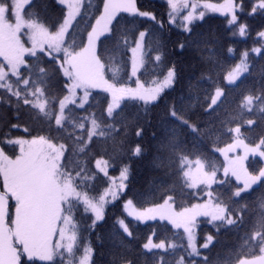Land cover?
I'll return each instance as SVG.
<instances>
[{
	"label": "snow or ice",
	"instance_id": "obj_1",
	"mask_svg": "<svg viewBox=\"0 0 264 264\" xmlns=\"http://www.w3.org/2000/svg\"><path fill=\"white\" fill-rule=\"evenodd\" d=\"M14 3L26 16L17 46L0 51V153L48 161L53 226L40 264H96L98 226L116 207L109 264H166L178 248L168 264H264V0H165L158 27L177 31L171 47L126 24L123 14L156 22L139 0H0L9 15ZM210 13L219 23L207 31ZM142 162L155 173L148 196L133 192ZM16 203L8 198V221ZM221 229L239 241L210 259Z\"/></svg>",
	"mask_w": 264,
	"mask_h": 264
},
{
	"label": "rangeland",
	"instance_id": "obj_2",
	"mask_svg": "<svg viewBox=\"0 0 264 264\" xmlns=\"http://www.w3.org/2000/svg\"><path fill=\"white\" fill-rule=\"evenodd\" d=\"M23 9L14 3L9 15L0 5V51L17 46L15 35L22 26ZM0 177L4 180L0 190V264H18L20 254L41 261L46 255L44 241L51 238L53 226L48 161L40 156L0 153ZM9 197L17 202L11 224L7 220Z\"/></svg>",
	"mask_w": 264,
	"mask_h": 264
},
{
	"label": "trees",
	"instance_id": "obj_3",
	"mask_svg": "<svg viewBox=\"0 0 264 264\" xmlns=\"http://www.w3.org/2000/svg\"><path fill=\"white\" fill-rule=\"evenodd\" d=\"M87 2L90 5H96L98 3V0H87ZM140 2V8L142 11H146V12H155V21L153 22V20L149 17H139V15H134L132 17H128V14H123L125 17H127L126 19V24L129 27H132L133 25L135 27H147L149 29L150 32V41L152 42L153 46L155 47V41L156 39L159 37L161 39H163L168 47L172 46V43L179 39V35L177 33V31L174 29L173 31V35L171 37L167 36V34L161 35L163 30L160 29L158 27V22L163 19L164 17V11H165V0H139ZM210 2H214V3H218L220 2V0H210ZM23 13L24 16H26V10L23 9ZM213 19H209L208 23L204 26L205 29L207 31H211V28L219 23V15L218 13H210L209 14ZM245 45L243 43L239 44L238 47L239 48H243ZM226 58H227V54H225ZM112 70L115 71L117 73V75H120V64H114L112 66ZM152 72V68L149 67V69L147 70V73L145 74V76L143 77L144 79H150V74ZM7 99V94L3 92L2 89H0V124L3 125V127H6V117L4 115L5 111H6V107L7 105L4 103V101ZM238 99V97H237ZM164 106V102H162L161 107ZM229 110L233 113V114H238L239 113V109L236 108V101L233 100L230 104H229ZM135 109L134 108H130L128 109L127 114L129 115V117H134L135 115ZM7 112L10 114L11 110L8 109ZM159 112V109L156 110V112L154 113V116ZM2 130V129H0ZM221 147L223 146V144L220 145ZM9 157H13L12 155H8ZM193 159H195V157H193ZM209 159L216 164L217 166L223 161V157L220 156L219 154L216 155H210ZM155 175V173L152 172V170L150 169V167L148 166V164L146 162H142L140 163L137 168H136V176H135V187L133 189V192H142L144 193V196H148L150 195V193L148 192V184L149 181L152 179V177ZM97 187H100L103 183V181H96L94 182ZM3 189V188H2ZM138 200H142L144 199L143 196H138L137 197ZM119 213V208H111L110 212H109V217L108 219L101 225L98 226V231L100 232L101 236L104 238V243H98L96 244L97 247V256H96V264H109V253H110V249L112 248V244L109 243V240L112 239L110 233H112V230H114L115 226L112 224V215ZM13 218V217H12ZM8 220V219H7ZM80 220V225H81V232L82 233H87L89 231L88 229V223H89V218L87 217V215L85 216H80L79 217ZM11 221H8V224H11ZM134 229L136 230L137 234H139L141 237L146 236L149 232H150V225L151 222H145V223H139L137 224V222L133 221L132 222ZM182 231V230H180ZM202 231L204 232H214L215 229L212 227V225L210 224H205L203 226ZM159 232L161 233V235L167 236L169 237L171 240L175 241L177 244L181 243V238L179 235L177 236H172V234L170 232H168V230L163 227V225L159 226ZM95 235L96 233L93 232L92 233V237H93V243H96L95 241ZM219 239L216 242V248L215 250L212 252L210 259L213 258L216 254V252H219L221 254V257L224 256V254L230 250V249H234L235 246L237 245V242L239 241V233L238 232H234L232 230H224L221 229V231L219 232ZM183 251L182 249H176L175 252H169L168 254H166V264H168L169 259H171L172 261L175 260L176 255ZM20 257H24L25 260H27V258L23 255L20 254ZM151 257L149 258V261L151 262ZM20 260V258H19ZM19 260H18V264H19ZM32 261L34 262V264H40V261L32 259Z\"/></svg>",
	"mask_w": 264,
	"mask_h": 264
}]
</instances>
